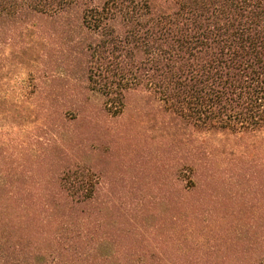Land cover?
<instances>
[{"label": "rangeland", "instance_id": "obj_1", "mask_svg": "<svg viewBox=\"0 0 264 264\" xmlns=\"http://www.w3.org/2000/svg\"><path fill=\"white\" fill-rule=\"evenodd\" d=\"M22 14L0 20V213L55 198L65 208H40L41 219L81 223L84 251L114 244L126 264H260L264 129L189 133L145 89L128 91L111 118L76 62L79 24ZM83 166L100 177L88 192L71 189ZM190 166L204 175L191 191Z\"/></svg>", "mask_w": 264, "mask_h": 264}, {"label": "trees", "instance_id": "obj_2", "mask_svg": "<svg viewBox=\"0 0 264 264\" xmlns=\"http://www.w3.org/2000/svg\"><path fill=\"white\" fill-rule=\"evenodd\" d=\"M25 6L43 18L66 16L67 26L79 24L76 62L84 67L82 78L107 99L103 111L111 118L122 114L128 91L145 89L189 133L264 129V0H0V20L23 17ZM89 172L77 168L72 176L80 181L71 189L96 187L100 177ZM183 172L188 190L200 187L198 169ZM61 203L21 200L16 213L6 205L0 264H83L82 255L86 261L91 253L95 261L126 264L114 244L84 251L81 223L55 213L41 219L40 208L56 211L65 208Z\"/></svg>", "mask_w": 264, "mask_h": 264}]
</instances>
